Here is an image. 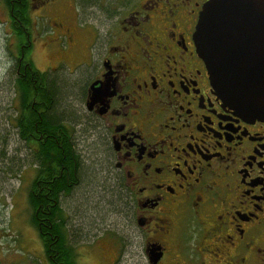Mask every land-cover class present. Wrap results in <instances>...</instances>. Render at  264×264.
I'll return each instance as SVG.
<instances>
[{
	"label": "flooded vegetation",
	"instance_id": "af4514ba",
	"mask_svg": "<svg viewBox=\"0 0 264 264\" xmlns=\"http://www.w3.org/2000/svg\"><path fill=\"white\" fill-rule=\"evenodd\" d=\"M32 1L33 9H58L64 21L52 31L93 58L82 89L84 131L98 145L124 248L138 237L145 264H264V113L236 112L211 85L193 39L210 0H0L19 137L34 148L26 198L36 234L33 220L47 240L55 238L52 223L64 230L61 175L71 191L80 161L65 124L78 166L72 149L60 169L58 135L39 125L48 104L34 97L24 112L19 101V78L35 84ZM93 6L96 23L79 21ZM54 242L57 257L66 244L58 251ZM6 253L0 248V264Z\"/></svg>",
	"mask_w": 264,
	"mask_h": 264
},
{
	"label": "rangeland",
	"instance_id": "374dc122",
	"mask_svg": "<svg viewBox=\"0 0 264 264\" xmlns=\"http://www.w3.org/2000/svg\"><path fill=\"white\" fill-rule=\"evenodd\" d=\"M29 8L33 69L45 72L57 81L59 120L73 135L79 156V184L62 196L68 243L73 247L77 264H145L141 241L131 237L125 249L115 212L116 201L109 195L94 138L86 135L82 108V89L93 58L85 47L66 48L63 37L56 35L58 9L40 11L41 5ZM5 7L0 3V248L7 250L2 264H48L38 234L29 223L31 212L26 198L29 176L34 171V148L19 137L17 96L13 90L9 62L5 59ZM86 12V13H85ZM100 10L81 11L79 21L96 23ZM64 21V20H63ZM69 26L72 25L68 23ZM53 30V31H52ZM117 224V225H116ZM114 242L117 245H114ZM132 255V257H130Z\"/></svg>",
	"mask_w": 264,
	"mask_h": 264
},
{
	"label": "water",
	"instance_id": "95a60500",
	"mask_svg": "<svg viewBox=\"0 0 264 264\" xmlns=\"http://www.w3.org/2000/svg\"><path fill=\"white\" fill-rule=\"evenodd\" d=\"M193 39L216 94L236 112L264 113V0H210ZM94 84L90 90L95 93Z\"/></svg>",
	"mask_w": 264,
	"mask_h": 264
},
{
	"label": "trees",
	"instance_id": "16d2710c",
	"mask_svg": "<svg viewBox=\"0 0 264 264\" xmlns=\"http://www.w3.org/2000/svg\"><path fill=\"white\" fill-rule=\"evenodd\" d=\"M33 71H34L33 78L35 80V84H33L29 76H26L25 78H19V80L17 81L19 101L23 106L26 107V110H24V112H28L30 110V105L34 97L37 99L38 102H41L44 105L48 104V109L42 112L43 114L42 123L39 125L41 126L42 129L45 130V132L49 131L50 127H54L53 129L54 133L58 135L56 151H57L58 164H59L58 166L61 169L64 165L63 162L66 163V159H68L67 156L70 155L69 153L73 149L74 145L71 144V142H69L68 140V136L66 135L68 129L66 128V125L63 124L59 120L60 117H63L62 115L64 113L58 112L56 105H55L57 101L56 98H57V93H58L57 92L58 90L57 81L53 77L51 78L50 76H48V74L45 72L40 73L39 71L35 69H33ZM23 136H26L25 132ZM61 136L62 138H60ZM73 153H74L73 156L75 159V167H77L78 166V159H77L78 156H76L74 149H73ZM42 157H46V156L43 155ZM69 167H70L69 169L72 168L71 166ZM61 178L62 179H61L60 189L62 190L63 193H67L69 191V188L66 185L67 181L64 178V174L61 175ZM38 215L40 216V213H38ZM33 223H34L35 228L38 231L39 238L42 244H44V254L47 256L51 253L52 255V260L50 261L52 264H55V263L57 264H60V263L76 264L75 263L76 255L73 252L74 251L73 247L71 246V244L68 243V241H66L67 240L66 222H65L63 215L61 218V225L64 226V230H62V228L60 230L56 222L52 223L51 227H49L48 230H49V233H51V235L54 236L55 238H52L49 240L45 239L43 237V234L41 233L44 230V227H41V225L35 222L34 220H33ZM58 235H61V236L57 238ZM61 239H63V243L66 244V247L62 252L60 251L59 253H57V257H55L52 254V249H53L52 240L55 241L54 243L56 244V248L59 251L60 246L63 244L61 242L62 241Z\"/></svg>",
	"mask_w": 264,
	"mask_h": 264
}]
</instances>
